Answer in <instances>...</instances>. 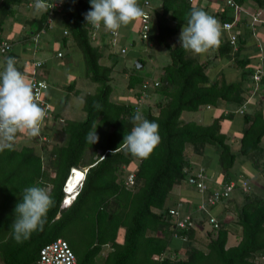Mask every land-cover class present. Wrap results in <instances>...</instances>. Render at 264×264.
<instances>
[{"label":"trees","instance_id":"trees-1","mask_svg":"<svg viewBox=\"0 0 264 264\" xmlns=\"http://www.w3.org/2000/svg\"><path fill=\"white\" fill-rule=\"evenodd\" d=\"M155 1L158 6L148 8L150 29L144 42L140 39L138 21L137 27H130L129 23V28L122 26L117 34L103 26L95 30L84 19V14L91 10L89 0H64L65 9L58 15L59 21L55 22L61 31L58 40L62 47H66L68 42L79 52L83 78L98 87L93 93L87 92L78 98L79 111L84 117L77 121L65 116L67 98H77L75 83L71 81L63 85L60 98L51 103L47 85L41 94L47 106L41 129L47 131L48 134L43 135L48 137L51 131L57 129V123H64L62 128L58 127L64 140L51 148L44 159L28 142H34L35 137L27 138L25 132L17 133L11 149L0 151V264H35L39 248L56 239L67 243L75 257V264H98V261L100 264H263L264 190L259 193L252 189L246 176L239 175L237 183L235 174L230 172L239 156L253 175L259 173L264 180V148L261 146L264 139L263 107L251 109L248 100L253 94L256 96L261 77L254 81L247 61L237 58L242 37L233 32V26L230 31L222 29L223 23L233 25L240 12L235 14L229 8V16L224 9L209 13L207 2L216 0ZM150 2L138 0L139 6L148 7ZM232 2L240 8L249 2L258 6L263 3L261 0ZM25 3L27 0H0V35L4 33V24L8 20L19 17L16 16L19 7L26 6ZM193 9L205 11L221 25L220 46L212 48L202 61H198L197 54L181 47L180 41L173 47L166 44V40L187 27ZM45 14L30 20L35 23L34 34L45 28ZM62 31L66 34L63 35ZM131 31L136 33L142 44L148 43V54L141 50L128 53L123 41ZM92 32H95L94 39H91ZM229 35L235 37L233 46L228 42ZM112 38L115 39L114 44ZM31 41L36 47L37 40ZM6 42L11 47L10 42ZM134 46L131 41L130 47ZM152 47L166 50L165 65L157 67L153 64L145 68L143 57L151 58L152 50L149 49ZM11 55L10 50L0 54L4 62ZM216 59L236 64L239 78L228 81L219 72L217 77L209 80L207 70ZM128 60L133 62L125 70ZM40 67L41 62L38 68L32 70L28 81L31 77L40 80L35 72ZM118 67L120 73L126 75L125 89L132 92L133 102L122 104L110 100L113 92L111 79ZM153 72L159 73L157 79L152 76ZM140 97L141 102L155 98L157 111L152 112L147 104L146 107L141 105L138 102ZM222 104H233L243 110L237 153L231 150L230 137L222 133L220 127L222 120L233 118L232 110L221 113L207 125L180 118L184 112L194 113L203 107L215 108ZM254 104L257 106V101ZM137 111H142L146 119L159 125L160 143L147 158L131 154L123 144L124 135L135 126L132 117ZM96 124L99 141L89 144L86 134ZM188 147L197 155L203 154L204 147H216L218 150L215 163L210 166L212 173L202 172L205 190L200 193L203 197L196 207L219 186L229 182L234 184L227 197L205 207L206 213L197 211L195 207L196 216L188 212L189 208L185 205L168 202L172 189L181 183L191 181L190 185L195 189L197 181L189 174L190 162L184 154ZM87 150L91 151L90 156H86ZM97 151L98 154H95ZM93 155H96L94 159ZM131 164L134 167L127 174H133L134 182L132 187L126 188L123 183L127 174L123 173V169H128ZM70 169L86 171L73 201L68 207L61 208L64 196L61 190ZM243 181H246L244 189L241 186ZM31 186H48L55 205L48 211L42 230L38 229L28 239L17 242L11 226L16 218L14 210L22 200L24 189ZM217 206L221 208V213L219 217H214L210 212ZM169 210L187 212L192 217V226L178 228L168 214ZM225 215L230 219L225 220ZM208 217L215 219L217 228L206 232L204 249L190 246L195 242L196 232L201 231L204 224L208 226ZM71 229L74 236L69 235ZM74 229L80 230V237ZM229 235L238 239L233 246L227 245ZM84 240L86 246L83 248L81 244ZM185 241L189 245L182 248L180 243ZM104 247L108 251L101 260L98 255ZM171 255L175 260L171 259Z\"/></svg>","mask_w":264,"mask_h":264},{"label":"clouds","instance_id":"clouds-1","mask_svg":"<svg viewBox=\"0 0 264 264\" xmlns=\"http://www.w3.org/2000/svg\"><path fill=\"white\" fill-rule=\"evenodd\" d=\"M58 2L62 3L63 0ZM89 2L91 10L84 14L87 23L97 30L103 26L114 34H117L122 26H127L145 15L138 0H89ZM55 6L56 3L51 7ZM49 7L47 0H34L33 9L36 15L48 12ZM220 37V22L203 10L193 9L187 20V27H183L180 32L179 41L185 50L201 55L212 48H218L221 44ZM15 65V58L8 57L4 70L0 72V151L12 148L18 132H25L30 137L38 136L47 115L46 110L36 102L33 85ZM256 72H260L262 77L260 68L255 70L254 74ZM132 120L135 126L124 135L123 144L131 154L147 158L160 143L159 125L146 119L139 111L133 115ZM96 130L97 124L86 134L85 139L89 144L99 141ZM83 177L84 175L81 182ZM80 184L77 185L74 197ZM54 205L55 200L45 188L38 186L25 188L22 200L17 203L14 210L16 218L11 225L14 239L22 242L28 239L32 232L42 230L47 213Z\"/></svg>","mask_w":264,"mask_h":264},{"label":"rangeland","instance_id":"rangeland-1","mask_svg":"<svg viewBox=\"0 0 264 264\" xmlns=\"http://www.w3.org/2000/svg\"><path fill=\"white\" fill-rule=\"evenodd\" d=\"M48 1H50V0H47V2ZM216 1H221L222 2L221 7L226 11L227 16H229L231 14L230 9L227 8L224 5L222 0H216ZM207 4H208L209 12L213 13V10L215 9L214 4L212 2L211 3L207 2ZM155 6H158V2L155 1V0H151L149 7L153 8ZM240 12H241V9H240ZM22 14L23 13H22V9H21V6H20L19 10H18V15H16V16H20ZM55 14L56 15H54V18H53L52 28L56 30V28H57L56 23L59 21V16H58L59 13H55ZM22 21H23V19H21L20 17H18V18L15 17L11 21L8 20L4 24L5 32H7V30L10 29V28L13 29V31H15L16 25L17 26L22 25ZM30 26L33 28V30L35 29V25L34 24H30ZM3 34H5V33H3ZM45 34L46 33L40 34L39 35V40H44V39H46V37L49 38V40H51L50 42H52V44H51V48H49V50H48V53L52 56V53L54 54L56 51H59L62 54V56H63L61 59L50 58V60H49V63H54V64L58 63L59 66H61V68H62V70H60L59 72L61 74H63V79H60V81H58V80L57 81L59 83H64V81L69 83L70 80L73 81L75 79L76 87L74 86V89L75 90L77 89L78 94H77V98L76 97L73 98V97H70V96L67 98V101H68V106H67V110H66L67 116L70 119H73V120H75V119L77 121L81 120V119H83L84 114L79 111L80 102H79L78 98L80 96H83L84 93H87V92L93 93L97 89L98 86L96 84H94V83H91V82L85 80L82 77L83 67H82V62L80 61L81 58H80V54H79L78 51L75 50V53L77 55V60H75L73 64L72 63H68L67 59L69 58V54H70L71 51L69 49H67V47H62L61 43L56 38H52L51 35H45ZM19 36L23 37V35L19 34L14 39L17 40V38ZM179 36L180 35L177 34V36L174 35L172 38H169L168 40H166V44H168L170 47L175 46L176 43L179 41ZM37 37L34 38V40L38 41ZM131 41L134 42V45H135L134 47H130ZM123 42L125 43L127 51L130 54L134 53V52L136 53V51H138V50H141L142 52L143 51L146 52V50H147L146 46L148 45V43H147V45L145 43L142 44L140 42V40L138 39V36L136 35V33H134V31H131L129 33V35L126 37L125 41H123ZM33 47H34V44L32 42H25V45H24L25 49H28V50L31 49L32 50ZM151 50H152V55H151L150 59L146 58V57H143L144 61H146L145 62L146 63L145 64V68H147L148 65L149 66H153V64H154V66L160 67L161 65H165L167 63L166 55L164 53V51L166 52L165 49L158 48V47H152V48L149 49V51H151ZM208 52H210V50L207 51V53ZM207 53H206V55H207ZM114 54H116V53H114ZM208 54H210V53H208ZM23 57L24 56H22V55L20 56V59L18 60V62L16 63L15 66H20L21 65L20 68L29 69V73L25 74L26 75L25 77L28 79L29 76L31 75L32 70H34V68L32 67V63L33 62H30V60L26 61L27 57H25V58H23ZM3 58L4 57L0 56V60H2ZM112 59L113 58H111V60ZM151 59H152V62H151ZM219 61L220 60L216 59L215 62L213 63L215 70H208L207 75H208V77L210 79H212V76L214 75L213 72H215L216 70L219 69L218 68V65L220 64ZM126 62H127L126 65H124L125 70H126V68H130V65H131L130 63H132L133 61L131 62V60H128ZM226 63H228V62L225 61V62L221 63L222 66L226 67V68H220L222 70V74H223L224 78L225 77H227V78L233 77L232 74H231V70L229 69L228 64H226ZM46 67H48V63L46 65ZM38 72H40V71H38ZM116 72L117 73H113L112 79H111L112 80L111 82H112L113 92L110 95V100L113 101V102L122 103V104H123V102L124 103L133 102V99H132V96H131L132 92H129V91H127V89H125V85H126V77L125 76L126 75H123V73H120L119 67L117 68ZM124 74H128V73L125 72ZM158 74H159L158 72H155V73L153 72L152 76L155 79H157V77L159 76ZM230 80L232 81L233 78H230ZM255 94H256V96L253 94L251 97L253 99L258 97V98L255 99V101H257L258 105L256 106V104L253 103L250 108L251 109H253V108L259 109L260 106H262L263 107L262 108V112L264 114V88L261 89V92H259L257 90ZM260 96H262L263 100H260V98H261ZM156 101L157 100H155V98L152 97L149 101H146V102L143 101L140 104L143 105L144 107H146L148 105L149 108H151L152 112H156L157 111V109L155 108V102ZM261 102H262V104H261ZM220 106H221L220 108L224 107L226 112L233 110V118H231L229 121L224 120L225 122L222 120L221 123H220V127H221V132L226 134L228 137H230L228 142L230 144L231 150L234 153H237L238 140H239V137H240V129H241V122H240V119H238V118H240L239 115H241V113H239L237 111H234V110L235 109L239 110L240 108L233 106V104H222ZM246 110H248V109H246ZM142 111H144V110H142ZM142 111H141V113H142ZM202 112H203L202 108H200V110L198 112H194V113L184 112V113L181 114L180 118L185 120V121H195L198 124L207 125V122L210 123L211 121L205 116V113H202ZM210 112L213 113V115L215 114L214 111H210ZM63 124L64 123L60 122V123H57V126L62 128L61 126H63ZM58 127H57V129L55 131H51L48 137L43 135V134H48L47 131L45 129H41V132L39 134L40 137L36 136L35 139H34L35 140L34 142L33 141H28L30 143V145L33 147V149H35L34 151L37 152V154H39L40 156L42 155L43 159L45 158V155L49 152V150L51 148H53L54 146L60 145L63 142V140H64V137H63L62 134H60V129ZM42 135L45 138V140L42 137ZM26 137L30 138V136H28L27 134H26ZM42 138H43V140H42ZM25 140H28V139H25ZM261 146L264 148V139L261 141ZM90 152H91L90 150H87L86 156H90L91 155ZM217 153H218V150H217L216 147H204L203 154H201V155H197V154L193 153L192 149L190 147L186 148L184 154L188 158L187 161H189L191 163L190 164L191 168H190L189 174H191L194 177L198 172L202 171L204 173L205 170H206V174L207 173L208 174L212 173V170H211L210 166L214 165V163H215L214 161H215V157L217 156ZM95 154H98V151ZM92 157L94 159L96 157V155H93ZM203 157H205V158H203ZM243 160H244L243 158L237 156L235 164L232 167V170L230 171L231 175L235 174L234 179H235V181L237 183H239V180H240L239 179V175L246 176L247 179L249 178L248 179L249 182H251L250 187L252 189H254V190L256 189L257 192L262 193V191L264 190V186L262 185L263 182H264L263 175H261L259 173L257 175H253L251 173L252 171H250L248 165ZM242 161L244 163H241ZM263 162H264V158H263ZM206 165L208 166L207 168L205 167ZM133 167H134V164H131L128 167V169H127V167L124 168L123 169V173L127 174V171L128 170H132ZM207 169L209 170L208 172H207ZM80 170L82 171V169H80ZM262 171H263L262 174H264V169L263 168H262ZM49 175L52 176L51 171H49ZM78 182H79V180H78ZM76 185H75V187H76ZM75 187L73 188L74 190H76ZM44 188L47 191L49 190L48 186H45ZM62 193H63V191H62ZM198 195H199V199H202L203 196L200 193H198ZM206 211H205V213H206ZM217 217H219V215ZM209 229H211V228L204 224L203 227H202V230L196 232L195 242L190 243V246H196V247H198L200 249H204L203 247H204L205 243L207 242L206 232ZM74 230H76V233L78 234V237H80V230L79 229H74ZM69 233H70L69 235H72V234H73L72 236L75 235L74 231L72 229L70 230ZM84 243H85V240L82 241V244H81L83 248L86 246V244H84ZM180 244H182V248L183 247H187V245H189L187 241H185L183 243H180ZM107 251H108L107 247L102 248V250H101L100 254L98 255V257L102 260L104 258V256H105V254L107 253ZM178 255L180 256V253ZM174 258L175 257L173 255H171V259H174ZM180 258L184 259L182 256ZM98 264H100V261H98Z\"/></svg>","mask_w":264,"mask_h":264},{"label":"crops","instance_id":"crops-1","mask_svg":"<svg viewBox=\"0 0 264 264\" xmlns=\"http://www.w3.org/2000/svg\"><path fill=\"white\" fill-rule=\"evenodd\" d=\"M261 1H263L261 6H258L257 3H255V2H249L247 5L241 6V8H240L241 12H240L239 16H237L236 20L233 22V25H232L233 26V28H232L233 32L235 34H238V36L240 35V37H242V39H243L242 43H241V47L237 52V58L241 61H247L246 62L248 64L247 67L249 68L251 74H254L255 70H257L259 68L262 70L261 82H259L260 84L257 83L258 84L257 88H258L259 92H261V89L264 88V0H261ZM212 3L215 6V9L213 10V12L219 11V9L221 11V9H223L221 7V4H222L221 1H214ZM33 5H34V0H27L26 6L24 4L21 6L23 14L20 15L19 17L21 19H23L22 25H20V26L16 25L15 31H13V29H9V30H7V32L4 31L5 34H2V36L5 40H7L11 43L10 54H12L11 56L15 58L16 63L20 59L21 55L24 56L23 58L27 57L26 61L30 60V62H34V61L41 62L40 69H37L35 71L37 74L36 77L40 80H44L46 82V84L48 85V95L50 96L48 98V100H50V103H51L53 100L60 98L61 88L63 85H66L67 82L64 81L65 84L58 82V81H60V79H63V74H61L59 72L60 70H62V68H61V66H59L58 63H56V64L49 63V60H50V58L61 59L63 56L59 51H56L54 54L52 53V56L48 53L49 48H51L52 42H50L51 40H49V38H47V37L44 40H39V35L42 33H37L38 41H37L36 47H33L32 50L31 49L28 50V49L24 48L25 42H32L31 41L32 36L35 35L33 33V28L30 26V24L35 25V23H33L30 20L33 18L38 19V16H40V14L39 15L34 14ZM255 13H258V15H259L258 21L256 23L252 24L251 17ZM259 20L261 22H259ZM136 21L137 20L132 21L129 26L130 27H133V26L137 27ZM37 23H39V22L37 21ZM56 26H57L56 30L52 28L51 30H49V31L46 30V32H43V33H46L45 35H51L52 38H56L58 40V36H59L61 31H60V27L57 24H56ZM129 26L128 25L124 26V28L127 29V28H129ZM181 30L182 29H180V31L178 33L179 35H180ZM19 34L23 35V37L19 36L17 38V40H15L14 38L17 37ZM66 47H67V49H69L71 51L69 54V58L67 59L68 63L73 64L74 61L77 60V55L75 53V50L71 47V45L68 42H67ZM211 52H212V50L210 49V52H208V53H211ZM57 53H60L61 56L57 57L56 56ZM206 53L201 54V55H197L198 61H202L203 59H205V57L207 56ZM219 62H220V64L218 65L219 69L216 70L215 72H213L214 75L212 76V78L217 77L218 72L221 70L220 68H226V67L221 65V63L225 62V61L220 60ZM226 62H228V61H226ZM47 63H48V67H46ZM226 64H228V67L231 70V74L233 76V77H229V78L225 77L226 80L230 81V78H233V80H237L239 78V72H238L236 64L232 63L231 61H229ZM4 67H5V62L2 59V60H0V72H2L4 70ZM20 67H21V65L16 66V68L24 76H26L25 74L29 73V69L20 68ZM208 70H215L214 65L211 66L210 69H208ZM208 70H207V72H208ZM38 71H40V72H38ZM220 72H222V70ZM82 77H83V74H82ZM207 77H208V75H207ZM209 80H210V78H209ZM69 82H71V80ZM73 82L75 83V79L73 80ZM74 85L76 87V83ZM249 86H250V83L248 82L247 87L249 88ZM245 87H244V89H245ZM260 97H261L260 100H263L262 96H260ZM256 98H258V97H256ZM248 100H249V103H251V105L255 102V101L251 102V100H253L252 97H249ZM53 104L54 103H52V105ZM220 107L221 106H218L215 108L203 107L202 113H205V116L211 121L213 118L218 117L221 113L226 114V113L230 112V111L226 112L224 107L223 108H220ZM198 111H196V112H198ZM210 111H214L215 114L213 115V113H211ZM234 111H237V109H235ZM65 116H67L66 110H65ZM238 119L241 120V118H238ZM208 123L209 122H207V124ZM51 124H53V123H51ZM75 170H79V169H75ZM190 184H192V182L188 181V183H181L180 185H177L176 187H174L171 191V195H170L168 202L171 205H176V204L185 205L186 208H189L188 212H191L193 214V216H196L197 213L195 212V207H196V204L199 202L200 199H199L198 193L195 191L193 186ZM213 213L218 216L221 213V208L218 206L213 208L211 210L210 214L214 215ZM215 215H214V217H215ZM224 219L229 220L230 217L228 215H225ZM237 241H238V239H236L235 236L229 235L228 240H227V244H228V246H233L237 243Z\"/></svg>","mask_w":264,"mask_h":264},{"label":"built area","instance_id":"built-area-1","mask_svg":"<svg viewBox=\"0 0 264 264\" xmlns=\"http://www.w3.org/2000/svg\"><path fill=\"white\" fill-rule=\"evenodd\" d=\"M193 0H189V2H191ZM224 5L228 8H231L233 10V12L239 13L240 12V7L236 6L232 0H223ZM54 3H56L55 7H51ZM48 4L50 5L49 7V11L46 12V16H45V20H44V25L45 28H43L42 30H40L38 33H43L45 32V30H51L52 29V25H53V18L54 15H56L55 13H59L65 9V4H64V0L63 2H58V0H50L48 1ZM141 8L143 9L145 15L140 18L137 19L138 24H139V28H140V39L143 40L144 42H146L148 34H149V29H150V22L148 20V7L146 5H142ZM258 13H255L254 15H252L251 17V22L256 23L258 21ZM232 27V24L229 23H223L222 24V29L225 31H230ZM97 30V29H95ZM63 35L66 34L65 31H62ZM94 34L95 32L91 33V39H94ZM114 36V34H113ZM37 37V34H35L34 36H32V40L34 42H36V40H34V38ZM114 38L111 39L112 44H114ZM235 41V37L233 35H229L228 36V42L230 45L233 46ZM148 46V45H147ZM10 45L8 42H6V40L0 35V54H5L6 52H8L10 50ZM57 57L60 56V53L56 54ZM40 65V62L38 61H34L32 63V67L38 68V66ZM260 72H256V74L253 75V80L254 81H258V79L260 78ZM29 82L33 85V91H34V95H35V99L36 102L45 110H47V106L45 105V103L43 102V100L41 99V94L45 91V89L47 88V84L43 81V80H37L34 77H31L29 79ZM142 98L140 97V99L138 100V102H141ZM239 113H242L241 110L238 111ZM263 168H264V162H263ZM74 169H70L69 170V174L63 184L62 187V191H65L64 186L66 184V181L69 177V175L71 174V172H73ZM81 171V170H80ZM86 169H82V175H84ZM196 178V184H195V189L197 190V192L202 193L205 190L204 184L202 183V179H203V175H202V171L198 172L195 176ZM81 181H79L78 185L80 184ZM133 174H127L125 179H124V186L126 188H130L133 185ZM242 189L245 188L246 186V181H243L241 183ZM234 187V184L232 182L229 183H225L223 184L221 187L219 186V188L215 191H213V193L211 194V196H208L206 199L202 200L199 205L196 207V210L199 212H204L205 211V207L207 205H210L212 203H214L216 200H219L221 198H225L229 195V193L232 191ZM64 194V192H63ZM73 201V198L69 201L66 202V194H64L63 199L61 201V208H66L69 206V204ZM168 214L174 219L175 225L178 228H183L185 226H192V217L187 213V212H181L179 213L178 211H174V210H169ZM208 226H210L211 229L215 230L217 228V223L215 221L214 218L212 217H208L206 220ZM261 261L264 264V257L261 258ZM35 264H75V257L73 255V253L71 252V250L69 249L67 243L61 239H56L50 243H47L43 246H41L38 250V256H37V260L35 262Z\"/></svg>","mask_w":264,"mask_h":264},{"label":"bare ground","instance_id":"bare-ground-1","mask_svg":"<svg viewBox=\"0 0 264 264\" xmlns=\"http://www.w3.org/2000/svg\"><path fill=\"white\" fill-rule=\"evenodd\" d=\"M77 173L82 174L81 171L74 170L69 175V177L66 181V184L64 186V189L66 191H63V192H64V194H66V201H68V202L74 197V193L76 192V190H74L73 188L75 187L76 184L78 185V180L79 181L81 180V178H78ZM77 185L75 188H77Z\"/></svg>","mask_w":264,"mask_h":264},{"label":"snow or ice","instance_id":"snow-or-ice-1","mask_svg":"<svg viewBox=\"0 0 264 264\" xmlns=\"http://www.w3.org/2000/svg\"><path fill=\"white\" fill-rule=\"evenodd\" d=\"M77 176H78V178H82V174H80V173H77ZM66 202H68V201H66Z\"/></svg>","mask_w":264,"mask_h":264}]
</instances>
